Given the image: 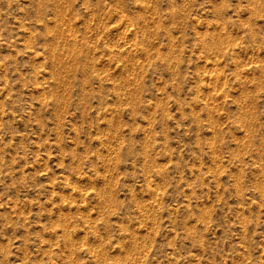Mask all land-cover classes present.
Instances as JSON below:
<instances>
[{
    "label": "rangeland",
    "instance_id": "1",
    "mask_svg": "<svg viewBox=\"0 0 264 264\" xmlns=\"http://www.w3.org/2000/svg\"><path fill=\"white\" fill-rule=\"evenodd\" d=\"M0 264H264V0H0Z\"/></svg>",
    "mask_w": 264,
    "mask_h": 264
},
{
    "label": "bare ground",
    "instance_id": "2",
    "mask_svg": "<svg viewBox=\"0 0 264 264\" xmlns=\"http://www.w3.org/2000/svg\"><path fill=\"white\" fill-rule=\"evenodd\" d=\"M155 191V190H154Z\"/></svg>",
    "mask_w": 264,
    "mask_h": 264
}]
</instances>
